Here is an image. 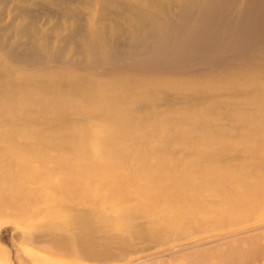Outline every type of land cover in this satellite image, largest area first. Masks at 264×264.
I'll return each instance as SVG.
<instances>
[{"label":"bare ground","instance_id":"1","mask_svg":"<svg viewBox=\"0 0 264 264\" xmlns=\"http://www.w3.org/2000/svg\"><path fill=\"white\" fill-rule=\"evenodd\" d=\"M202 209L264 213V0H0V264H264L141 229Z\"/></svg>","mask_w":264,"mask_h":264},{"label":"rangeland","instance_id":"2","mask_svg":"<svg viewBox=\"0 0 264 264\" xmlns=\"http://www.w3.org/2000/svg\"><path fill=\"white\" fill-rule=\"evenodd\" d=\"M188 166H186L187 168ZM182 168V167H179ZM254 168V167H253ZM182 169H185V167H183ZM200 170V171H205V172H211L214 173L212 175H202L201 178H209V177H213L212 180H214L217 183V187L220 189V192H225V193H230L231 189H230V185L229 184H225V185H221V181L224 178L223 173H229L232 174L233 172L239 171L242 172V174L244 176H246L245 171H247L248 169L246 167H239V166H232L229 168H224L223 166L220 165H211V164H207V165H199V166H191L188 167L187 170ZM228 171V172H227ZM216 186V185H215ZM224 187L223 189L221 187ZM227 187V188H226ZM216 188V189H218ZM238 188L240 189H245L242 188V186H239ZM210 189V188H208ZM226 190V191H225ZM242 190V191H243ZM208 191H206V193H208ZM243 194H241V201L243 202L245 199V193L242 192ZM197 201V204L202 208V206L205 205V202L201 201ZM204 203V205H203ZM192 215L195 216H186L185 218H168L167 220L169 221V219L172 221V223L168 225V222H161L163 224H159V223H155V224H151V223H145L141 229L147 234V235H154L156 237H159V239L161 240H165L167 238L172 237L171 235V231L172 230H176L178 229V227L180 226V230H181V235L183 234L184 236H186V238L181 239V242L184 241H188V240H195V239H199L202 237H206V236H210V235H221L224 234L225 232H229L232 231L234 229H238L242 226H248V227H254V226H258V225H264V213L257 211V212H250V213H232V212H217V211H210V210H198V211H194L191 213ZM241 215V216H245L248 215V217H233L231 219H225L222 217H215V215ZM214 216V217H212ZM245 219H249V221L246 222ZM175 220V221H174ZM179 220L178 227L177 224H174L176 221ZM183 220V221H182ZM182 221V223H181ZM181 223V224H180ZM149 224V225H148ZM172 224H174L172 226ZM160 225V226H159ZM162 225L164 227H162ZM171 226V227H170ZM176 226V229H175ZM171 228V229H170ZM182 229L185 230L182 232ZM142 231V232H143ZM187 231V232H186ZM143 232V233H144ZM167 236V237H166ZM175 236V235H174ZM189 238V239H188ZM177 244L176 240H173L171 242H169L167 245L170 244ZM163 246H158V247H154V249H150L151 251L156 250V249H160Z\"/></svg>","mask_w":264,"mask_h":264}]
</instances>
